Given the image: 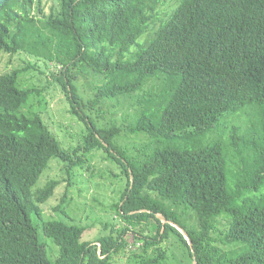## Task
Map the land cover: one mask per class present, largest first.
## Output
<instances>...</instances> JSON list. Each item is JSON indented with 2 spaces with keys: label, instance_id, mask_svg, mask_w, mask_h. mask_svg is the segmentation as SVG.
<instances>
[{
  "label": "trees",
  "instance_id": "16d2710c",
  "mask_svg": "<svg viewBox=\"0 0 264 264\" xmlns=\"http://www.w3.org/2000/svg\"><path fill=\"white\" fill-rule=\"evenodd\" d=\"M170 1L0 0V52L60 66L84 125L65 148L26 69L0 75V264H170L176 240L183 264H264V0ZM109 102L120 123H99ZM98 151L119 171L105 216L77 220L69 196L45 216L61 183L37 186L51 160L74 178Z\"/></svg>",
  "mask_w": 264,
  "mask_h": 264
},
{
  "label": "rangeland",
  "instance_id": "374dc122",
  "mask_svg": "<svg viewBox=\"0 0 264 264\" xmlns=\"http://www.w3.org/2000/svg\"><path fill=\"white\" fill-rule=\"evenodd\" d=\"M172 3V0L170 1ZM35 66L36 68H32ZM13 69H26L22 75V81L27 87H37L43 90L40 97H35L31 100L30 105L41 106L42 115L48 127L56 135L61 144L65 148H71L76 144L80 143L82 132L79 135L80 130L83 128V124L77 121L69 112L70 104L67 101L66 94L61 87V85L54 79V73L59 72L60 66L56 67L52 63H48L45 60L37 59L25 52H20L17 55H10L3 51L0 52V75L8 70ZM59 74V73H58ZM80 91L83 92L86 90V95H93V89L85 85V82H80ZM41 99V101H40ZM45 102H42V100ZM42 102V104L40 103ZM29 103V102H28ZM44 104V105H43ZM112 102H109L106 106V112L104 115V120L100 122H107V118L110 119L112 114H114V120H117L120 123L125 110L122 107H113ZM26 107V106H25ZM132 139V138H131ZM79 141V142H78ZM128 139L126 142H130ZM124 144V139L120 140ZM124 142V143H123ZM58 159L53 158L51 160V167H48L43 174L41 175L37 186L45 184L50 180L51 177L58 178L61 183L56 188L54 195L45 203L44 212L45 216L49 218L58 217L59 213L55 208L65 199V196L72 198V203L69 205L71 215L78 219H85L86 214L84 213L85 209H94L96 214L99 217H103L106 214L105 206L103 203L109 204V196L113 194V187L109 186L111 179L107 176V173L111 176L112 172L115 174L118 171V166L114 163H111L107 158L106 154L102 151H98L91 164L93 168L91 170H80L79 173H82L80 176L69 177L67 172L64 169V165L60 162H57ZM92 174H95L92 176ZM101 174L108 178L105 180ZM93 177L95 181L94 185L90 183V179ZM70 179V180H69ZM72 182V184L70 183ZM89 182V184H88ZM88 184V185H87ZM102 192V193H101ZM86 209V210H87ZM61 217V216H60ZM59 217V218H60ZM104 219H107L104 217ZM88 221V220H87ZM103 224V223H102ZM98 223L92 225L93 227L87 229L84 240L96 241L99 237V231L103 230V225ZM42 233L40 232V238L43 240ZM50 243L51 240H49ZM173 243V242H172ZM140 244V242H138ZM166 243L163 245L165 246ZM136 249L137 245L132 246ZM174 250L178 256L172 255L170 258V264L176 262L178 264H183L182 260H185L184 257V246L179 240H176L174 245ZM53 254L57 255V250L52 246ZM170 253V252H169ZM117 259L114 264H126L128 256H125L123 253L117 255ZM176 258V259H175ZM177 259L179 260L177 262ZM176 260V261H175Z\"/></svg>",
  "mask_w": 264,
  "mask_h": 264
},
{
  "label": "water",
  "instance_id": "95a60500",
  "mask_svg": "<svg viewBox=\"0 0 264 264\" xmlns=\"http://www.w3.org/2000/svg\"><path fill=\"white\" fill-rule=\"evenodd\" d=\"M157 216L163 221L164 224L167 223V222H169V223H171L172 225H174L176 228H178V229L184 234L185 238L188 240V242H189L191 248H192V249L194 248V244H193V241H192V239H191L189 233H188V232H187V231H186L181 225H179L178 223L174 222L173 220H168V219L166 218V216L163 215L162 213H158ZM193 250H194V249H193ZM194 258H195V256H194ZM193 264H197L196 259H194Z\"/></svg>",
  "mask_w": 264,
  "mask_h": 264
}]
</instances>
